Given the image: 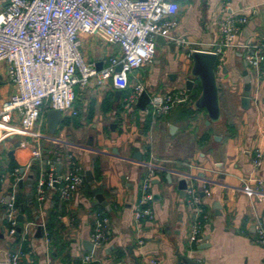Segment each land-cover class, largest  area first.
Instances as JSON below:
<instances>
[{
	"label": "crops",
	"instance_id": "1",
	"mask_svg": "<svg viewBox=\"0 0 264 264\" xmlns=\"http://www.w3.org/2000/svg\"><path fill=\"white\" fill-rule=\"evenodd\" d=\"M175 1L179 24L171 36L183 37L187 45L173 46L170 39H158L153 61L129 74L130 85L142 83L149 95L172 87L186 88L185 79L192 64L190 52L214 49L220 38L217 23L225 12L245 15L248 21L236 38L239 45L226 48L221 62L217 59L219 120L206 123L207 110L194 108L193 101L200 93L198 79L190 89L192 102L179 104L158 117L145 113L135 104L127 105L131 86L116 89L110 80L98 85L95 79L80 86L74 102L77 115L62 118L53 134L48 132L46 122L42 132L49 137L42 145L45 155L54 157L56 141L68 143L69 147L58 148L76 155L84 183L68 201H57L54 194L41 209L36 203L22 211L24 223H46L54 207L58 216L51 222L50 234L45 228L42 236H35L37 227H33L24 241L32 251L33 262L23 257L19 264H91L82 262V258L89 252L84 241L89 240L97 212H104L110 222L107 240L93 249L94 257L102 264H134V260L149 264L147 258L151 256L160 257L165 264H174L177 252L204 264H264V243L256 241L253 227L257 220L264 224V196L258 199L253 192L261 186L254 180L255 176L264 182V78L258 81L261 92L253 101L257 78L255 70L248 65L251 101L248 109L240 106L244 82L241 71L245 68L241 45L264 39L261 14L264 0ZM3 5L4 0H0V11ZM81 43L85 57L97 68L105 66L108 57L119 52L117 44L94 35L83 34ZM260 67L264 70V61ZM117 90L121 93L117 94ZM12 91L6 64L1 62L0 104ZM22 138L16 129L9 132L0 129V168L9 169L12 161L23 166L27 152L15 147ZM13 148L16 157L12 159L8 151ZM255 148L263 152L258 171L251 164ZM58 164L60 173L70 168L66 157ZM34 170L32 196L40 173L34 175ZM86 171L91 172L92 181L86 180ZM10 173L2 174V195L10 189ZM29 173L24 179H28ZM148 173L152 174L150 205L154 219L138 229L133 214L140 198L141 182ZM181 177L194 186L207 215L200 227L203 239L197 244L189 239L193 214L187 195L180 196ZM96 186H102V195L109 202L108 210L94 201ZM19 189L17 194L27 197V185ZM19 243L16 236L6 235L0 205V264H5V252L16 250Z\"/></svg>",
	"mask_w": 264,
	"mask_h": 264
},
{
	"label": "built area",
	"instance_id": "2",
	"mask_svg": "<svg viewBox=\"0 0 264 264\" xmlns=\"http://www.w3.org/2000/svg\"><path fill=\"white\" fill-rule=\"evenodd\" d=\"M177 12L178 3L175 0H4L0 11V63L6 64V76L13 91L0 104V129H7L8 132L18 130L24 138L18 141L17 149L27 152V162L23 163L25 172L21 174L20 167L11 171L10 189L6 195L0 194L5 233L9 237H20L17 249L5 252V264H19L23 257H28L32 263V251L24 250L22 243L31 235L33 227L41 225L45 230V223L40 221L22 222L20 231H17V215L21 212L16 205L18 181L24 179L31 165H37V161L44 164V169L40 170L35 180L33 193L39 209L54 194L57 201H68L84 183V173L76 155L58 148L69 147L68 143L56 141L58 147L55 148V156L45 155L42 141L48 139L49 135L40 128L46 123V112L57 109L62 118L77 115L73 87L76 84L85 86L93 79L98 85L110 80L116 89L131 86L127 105H134L144 85L140 82L130 85L129 74L153 61L156 37L170 39L177 46L188 43L183 37L171 36L172 30L179 24ZM247 21V16L232 12H225L218 20L220 38L210 51L216 53L219 62L223 60L226 48L239 45L236 38ZM83 34L117 44L119 52L110 55L105 66L97 68L81 49ZM241 46L245 61L256 72L257 82L252 94V100L256 101L261 92L258 81L264 78V70L260 67L264 61V39ZM118 64H121L120 70L116 69ZM149 96L144 111L153 117L164 115L179 104L192 102L191 92L187 88L172 87ZM63 157L68 159L70 168L56 174V164ZM262 158V150L255 148L251 159L254 171H258ZM151 178L152 174L148 173L140 185V198L133 214L138 229L144 222L154 219L150 205ZM254 180L261 185L253 190L260 199L264 196V182L257 176ZM205 191L208 192L207 189ZM185 194L193 214L189 239L197 244L203 239L200 227L207 215L194 186L187 184ZM7 195L8 201L5 200ZM109 223L104 212L96 213L89 236L93 248L83 256L82 262L102 264L99 258L94 257L93 249L107 240ZM253 227L256 241L264 243L263 222L257 220ZM139 242L142 243V240ZM147 259L149 264H165L160 257Z\"/></svg>",
	"mask_w": 264,
	"mask_h": 264
},
{
	"label": "water",
	"instance_id": "3",
	"mask_svg": "<svg viewBox=\"0 0 264 264\" xmlns=\"http://www.w3.org/2000/svg\"><path fill=\"white\" fill-rule=\"evenodd\" d=\"M261 14L264 18V8L261 10ZM158 39H163L162 36H157L155 39V45L157 46ZM175 46V42L170 43ZM190 58L192 61L191 67L187 72V78L185 79V84L187 89H191L194 84L195 79H198L200 84V93L197 98L193 101L194 108H202L204 107L207 110L208 119L206 123L218 121L220 118V101H219V88L216 77V64H217V55L213 51L209 50H201L194 49L190 52ZM245 68L241 71L243 77V89L240 97V106L243 109H248L250 106V93H251V74L247 69V62H244ZM98 68H100L98 66ZM117 70L121 69V64H118L116 67ZM117 94H120L121 91L117 90ZM150 96L148 92L144 89L138 96L135 101V105L139 109H145L146 105L149 103ZM62 119V114L57 109H49L46 112V122H47V130L50 134H53L56 131L58 124ZM217 138V137H215ZM18 146V143L15 147ZM8 155L10 158L16 157V149H10L8 151ZM141 158V155H138ZM24 161L23 163H26ZM36 164L33 163L30 168V173L28 175V179H19L18 186L22 187L23 185H27V196L29 199L32 197V185H33V170L36 168ZM56 174L60 173L59 164H56ZM20 173L23 174L25 172V168L22 166L19 169ZM86 180L92 181L93 176L90 171H86ZM170 178L169 175H167ZM187 188V179L181 177L178 179V189L180 190V196L184 197L185 190ZM93 193L95 195L94 201L100 203L105 209H109V202L104 199L102 195V186H96L93 189ZM8 195L5 197V200L8 201ZM23 208H21V212L17 215V220L19 221L17 226V231H20L21 224L24 220L23 216ZM43 228L41 225L37 226L35 236H42ZM85 247L87 250L91 251L93 248V244L89 240L84 241ZM177 259L174 264H204L201 261H197L193 258L188 257L186 254L176 253ZM134 264H139L138 260H134Z\"/></svg>",
	"mask_w": 264,
	"mask_h": 264
},
{
	"label": "trees",
	"instance_id": "4",
	"mask_svg": "<svg viewBox=\"0 0 264 264\" xmlns=\"http://www.w3.org/2000/svg\"><path fill=\"white\" fill-rule=\"evenodd\" d=\"M16 167H19V165L12 161L11 166L9 167V169H2L0 168V185H1V178H2V174L6 171H13ZM19 188V186H18ZM30 204L36 205V201L34 199V197L32 196L31 199H29V197L25 196L24 194L19 195L17 194L16 197V205L19 207V209L21 210V208H23L24 211L28 210V206H30ZM55 209V207H54ZM54 209H52L49 213H48V218L46 219V223H45V228L48 232V234L51 233V227H52V223L53 220L58 216L57 211H54ZM16 237L18 238V240L20 239L19 235H16ZM23 249L24 250H28V246L26 245V243L23 242ZM76 264H79L78 262ZM93 264V263H91Z\"/></svg>",
	"mask_w": 264,
	"mask_h": 264
},
{
	"label": "rangeland",
	"instance_id": "5",
	"mask_svg": "<svg viewBox=\"0 0 264 264\" xmlns=\"http://www.w3.org/2000/svg\"><path fill=\"white\" fill-rule=\"evenodd\" d=\"M80 87V85L79 84H76L73 88H74V91H75V94L78 92V88ZM165 91V90H164ZM158 92H163V91H158ZM153 93H155V92H152L151 94H153ZM45 130V126L43 125L42 127H41V131H44ZM44 166V164L42 163V162H40V161H37V168L34 170V175L36 174V173H39L40 172V170H41V168ZM18 191H20V189L18 188L17 189V192Z\"/></svg>",
	"mask_w": 264,
	"mask_h": 264
}]
</instances>
